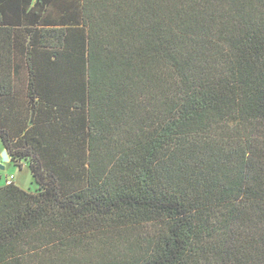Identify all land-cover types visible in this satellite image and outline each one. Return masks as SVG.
Listing matches in <instances>:
<instances>
[{"label":"trees","instance_id":"1","mask_svg":"<svg viewBox=\"0 0 264 264\" xmlns=\"http://www.w3.org/2000/svg\"><path fill=\"white\" fill-rule=\"evenodd\" d=\"M0 141V264H264V0H0Z\"/></svg>","mask_w":264,"mask_h":264},{"label":"rangeland","instance_id":"2","mask_svg":"<svg viewBox=\"0 0 264 264\" xmlns=\"http://www.w3.org/2000/svg\"><path fill=\"white\" fill-rule=\"evenodd\" d=\"M3 148L0 141V164L3 165L4 169L0 170V186L5 185L6 178L11 175L14 176V182L17 183L21 188L26 191L35 192L36 186L32 182L31 175L27 168H19L12 163L3 162L2 160Z\"/></svg>","mask_w":264,"mask_h":264},{"label":"crops","instance_id":"3","mask_svg":"<svg viewBox=\"0 0 264 264\" xmlns=\"http://www.w3.org/2000/svg\"><path fill=\"white\" fill-rule=\"evenodd\" d=\"M72 17H73V16H72ZM57 18H58V17H56V19H57ZM63 18L66 19L65 16H61V18H58V21L55 23V25H66L67 22H65V21H60V20H62ZM20 61H21V59H20ZM23 77H24V75H23ZM2 148H3V145H2ZM3 151H6V150L3 148ZM6 153H7V151H6ZM7 155H8V153H7ZM8 158H9L8 163H11V162H10V157H9V155H8ZM22 167L27 168L26 164H24V163H22L21 166H20L19 168H22ZM27 169H28V168H27ZM14 184H15L17 187L21 188L17 183L14 182ZM0 187H1V186H0ZM21 189H23V188H21ZM23 190H24V189H23Z\"/></svg>","mask_w":264,"mask_h":264},{"label":"water","instance_id":"4","mask_svg":"<svg viewBox=\"0 0 264 264\" xmlns=\"http://www.w3.org/2000/svg\"><path fill=\"white\" fill-rule=\"evenodd\" d=\"M2 160H3V162L9 161V158H8L6 151H3V153H2ZM3 169H4L3 165L0 164V170H3Z\"/></svg>","mask_w":264,"mask_h":264},{"label":"built area","instance_id":"5","mask_svg":"<svg viewBox=\"0 0 264 264\" xmlns=\"http://www.w3.org/2000/svg\"><path fill=\"white\" fill-rule=\"evenodd\" d=\"M13 183V176H10L6 179L5 185H10Z\"/></svg>","mask_w":264,"mask_h":264}]
</instances>
